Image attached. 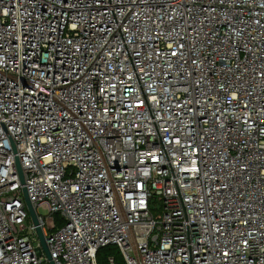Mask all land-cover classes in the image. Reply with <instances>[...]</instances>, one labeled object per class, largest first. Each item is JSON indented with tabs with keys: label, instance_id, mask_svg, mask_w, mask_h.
Listing matches in <instances>:
<instances>
[{
	"label": "built area",
	"instance_id": "built-area-1",
	"mask_svg": "<svg viewBox=\"0 0 264 264\" xmlns=\"http://www.w3.org/2000/svg\"><path fill=\"white\" fill-rule=\"evenodd\" d=\"M38 227L54 264H264V0H0V264H50Z\"/></svg>",
	"mask_w": 264,
	"mask_h": 264
},
{
	"label": "water",
	"instance_id": "water-1",
	"mask_svg": "<svg viewBox=\"0 0 264 264\" xmlns=\"http://www.w3.org/2000/svg\"><path fill=\"white\" fill-rule=\"evenodd\" d=\"M24 197H25V200H26V204H27V207H28V210H29V213L34 221V223L36 225H38V220H37V215H36V212H35V209L32 205V203L30 202V199L28 197V194H27V190L24 188ZM37 231H38V234H39V237H40V240H41V243H42V246L48 256V258L50 259V264H54L51 260V255H50V252L48 250V247H47V244H46V240H45V237L42 233V230L40 227L37 228ZM39 254H41V252H39Z\"/></svg>",
	"mask_w": 264,
	"mask_h": 264
},
{
	"label": "trees",
	"instance_id": "trees-1",
	"mask_svg": "<svg viewBox=\"0 0 264 264\" xmlns=\"http://www.w3.org/2000/svg\"><path fill=\"white\" fill-rule=\"evenodd\" d=\"M113 252V247L109 246L103 248L98 253V263L99 264H107V256ZM116 257L120 258L119 253L116 251Z\"/></svg>",
	"mask_w": 264,
	"mask_h": 264
},
{
	"label": "rangeland",
	"instance_id": "rangeland-1",
	"mask_svg": "<svg viewBox=\"0 0 264 264\" xmlns=\"http://www.w3.org/2000/svg\"><path fill=\"white\" fill-rule=\"evenodd\" d=\"M39 213L45 215L46 214V211L43 210V209H39ZM116 251H117L116 247H113V254L115 256H116V253H115ZM116 259H117V263H120L121 264V258H117L116 257Z\"/></svg>",
	"mask_w": 264,
	"mask_h": 264
}]
</instances>
